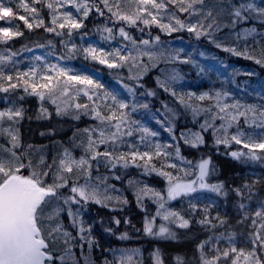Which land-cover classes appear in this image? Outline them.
Returning <instances> with one entry per match:
<instances>
[{"label": "snow or ice", "instance_id": "6c2138e0", "mask_svg": "<svg viewBox=\"0 0 264 264\" xmlns=\"http://www.w3.org/2000/svg\"><path fill=\"white\" fill-rule=\"evenodd\" d=\"M44 2L45 0H31V2L20 0L19 4L11 5L7 0H0V21L7 20L10 22L12 19H18L23 21L30 30L44 27L46 31L56 35L71 36L73 30L84 27L83 21L88 18L90 13L95 11L98 15L104 16L106 10L110 14V19L114 18L116 21H123L131 26L137 25L138 22L145 26L155 25L168 34L186 30L199 38L212 35L210 29L219 30L221 25L218 17L226 10L221 2L215 15L212 8L205 12V0H99V4L95 3V0H92L91 3L90 0H47L46 7L52 11V16L50 24L46 25L40 16V9L36 7L37 4ZM67 6L74 8L78 15H74L72 11H60L61 8ZM169 6L174 11L168 14L169 22L164 23L161 12H168ZM228 7L230 11L227 14L231 18L230 26L232 27H235L238 22L251 19H259L264 23V6L241 0L238 5L229 3ZM20 10H23L25 15L19 14ZM175 12L189 13L190 16L196 15L202 18L195 23L185 22L176 16ZM65 29H67V33H64ZM104 31L110 34V38L113 29L106 27ZM255 31L254 27L245 29V38ZM119 34L134 45L136 44L135 39L123 27L119 28ZM22 35L23 32L13 31L11 27H0V43H7ZM154 39L156 42L160 41L159 36ZM140 43L148 46L150 41L142 40ZM216 46L221 47L219 43ZM75 51L76 47L73 45L70 53ZM82 51L86 58L90 57L97 60L109 68L127 66L131 73L134 67H141L142 72L129 77L136 81L139 87H143L138 83L142 75L149 70V65L144 64L143 57H147L148 61L152 62L151 67H156L161 61L169 62L163 52L157 54L151 50L137 49L136 55H133L131 51L123 54L119 49L114 52H104L102 49L98 50L94 47L84 48ZM224 51L243 55L248 59H254L257 64L264 65V46H261L258 51L254 49L251 54L247 49L241 52L233 47H225ZM14 55L15 53L7 56L0 55V62L11 61ZM179 60V55L171 57V62ZM180 62L189 63L190 61L185 59ZM180 79L179 72L174 69L170 74H165L163 79L158 77L157 84L160 89L175 97L179 104L186 109H191L193 116H198L202 112L211 113L210 119H205L200 128L202 131L213 128L215 133H220L215 138L217 145L223 144L227 147H231L233 143L241 145V150L230 153L233 158L247 157L251 160H264V134H261L259 138H254L252 135H246L239 127L240 119L243 118L246 124L264 129V106L243 105L239 101L226 103L224 101L227 99L228 93L216 92L214 96L207 92L199 95L194 92L178 93L173 85ZM13 80L15 83L12 82ZM18 87H22L24 92L29 95L37 96L41 101L47 96L53 104H56L60 97L68 96L73 89L75 90L73 99L83 93L92 107H89V103L67 105L65 102V104L68 107H74L77 113L84 110L83 114L92 115L94 119L99 121V125L84 129V132L88 134L86 145H83V142L81 145H74L77 147L83 145L87 158L81 156L77 159L69 148H65L58 161L53 158L49 163L42 153L34 161L33 155L36 149L32 145L22 148L19 129L14 127L23 119V110L0 111V136L5 137L9 145L8 147L0 145V264H67V261H71V264H79L72 253V246L69 244V239H76V237L71 236L60 218L61 213L65 211L63 206L87 202L107 206V201L121 200L120 197L107 195L109 189L112 191L116 189L114 185H107L106 180L101 181L105 184L103 191H101L99 184L91 185L89 183L92 179L93 165L91 161H99L100 158H103L112 168L117 165L127 168L131 164L142 167L146 174L154 172L167 180L166 193L147 185L138 187L135 193L137 203L141 206L144 198H155L154 202L158 204L155 215L151 219H146L145 222L144 230L149 235L176 239V233L164 224L159 225L158 230L154 231L157 229V217L176 225L178 228L187 229L191 227V216L185 218L180 212L168 209L166 207L168 202L180 197H190L202 190L224 196L228 195V190H226L223 182L209 183L207 180L212 163L210 158L202 160L196 166L198 171L193 173L187 169L179 168L176 163L165 165L163 161H167L173 155L166 150L170 145L157 143L150 146L151 151H140L135 144H132L130 145L132 150L116 152V143L122 142L123 137H132L134 135L133 126L138 122L132 120L130 112L126 111L129 109L127 102L117 100L115 96L109 93L97 94L94 90L101 88L102 85L90 77L69 74V70L58 65H47L46 73L43 75H38V69L35 68L28 72L17 73L15 77L5 75L0 71V92L7 93ZM125 87L129 93L135 95V87L129 85H125ZM147 94L156 95L154 91H149ZM193 99L196 101L214 100V108H202L198 104L189 103ZM108 100L111 103H108ZM136 107L135 104H132L131 111L135 112ZM142 107L147 108L148 105L144 104ZM41 111L48 115L46 109L42 108ZM56 111L57 114L66 113L67 107L61 108L57 105ZM169 111L172 110L169 109ZM172 116L175 118L174 112H172ZM73 118L78 120L80 115L77 114ZM217 119L223 121L219 127H215L213 123ZM5 120L9 122L8 127H3ZM233 125L237 126L236 132L229 135V129ZM167 130L172 133L173 126L169 125ZM135 131L143 134L141 140H144L146 136L155 137L158 135L157 132L142 126L136 128ZM181 138L185 144L192 147H198L204 143L201 132L181 133ZM108 144L112 145V150L99 151L100 145ZM18 149L21 150L18 152ZM243 149H247V151L245 152ZM175 157L183 159L180 156L178 146L175 148ZM161 158L163 161L157 167L153 161ZM137 161L143 163L138 164ZM165 167L175 169L178 173L182 172L183 175H174L173 172L166 171ZM24 170H27V174ZM212 171L214 172V168ZM81 177L85 180L82 185L79 184ZM115 178L120 179L119 176ZM70 180L72 183L69 190L72 195L66 196L61 190L69 188ZM129 183L131 184L132 181ZM258 183V181H252L243 184L241 187L230 189L240 198L237 206L241 210V218L237 222L243 224L250 220L252 231L247 236L251 248L248 250L237 248L235 246V233L225 235L222 232L216 238L215 243L210 237L197 245L200 253L199 264H221V261H225L227 264H241V260L243 264H264V202H261L259 208L254 211H250L248 205L243 202L245 199L252 200L254 189ZM122 202L127 204V199H123ZM190 209L195 212L197 205L190 203ZM68 215L72 217L73 225L78 227L79 239L86 241L91 248L94 242L85 235V233L91 232V226L85 225L83 220L79 218L78 212H72L69 209ZM115 223L119 225L120 220L116 219ZM197 223L208 229H217L225 227L228 220L222 218L218 213L216 216H211L210 209L206 206L202 209V216L197 220ZM220 240H226L229 247L222 249L219 246ZM58 243L65 245L62 251H58ZM79 247L83 248V244H80ZM206 248L208 251L205 250ZM209 252L212 253L211 256H209ZM85 264H90L87 257H85ZM120 264H140V262H134L133 255H128L126 261L121 259ZM153 264H164V260L158 251L153 255ZM176 264H184V260L177 256Z\"/></svg>", "mask_w": 264, "mask_h": 264}, {"label": "trees", "instance_id": "16d2710c", "mask_svg": "<svg viewBox=\"0 0 264 264\" xmlns=\"http://www.w3.org/2000/svg\"><path fill=\"white\" fill-rule=\"evenodd\" d=\"M254 1L259 5L260 0ZM46 2L47 0L44 3L37 4L36 7L40 9V16L44 19L45 24L49 25L52 11L46 7ZM91 2L92 0H90ZM221 2L226 10L218 17L221 25L219 30L210 29L214 31L212 39H209V36L194 37L192 33L186 30L168 34L155 25L145 26L140 22L135 26H131L126 24V22L116 21L114 18L110 19V14L106 10L104 16L98 15L95 11L90 13L88 18L83 21L84 27L79 30H73L71 36L66 34L56 35L46 31L44 27L30 30L23 21L18 19H12L10 22L7 20L0 21V27L3 24H10L15 31L23 32L22 36L16 37L7 43H0V55L7 56L15 53L11 61L0 62V71L5 75H13L15 77L17 73H22L23 68L26 66H31V64L39 65L43 58H48L51 65H58L61 68L73 66L93 70L91 79L102 85L101 88L94 91L97 94L109 93L116 98L119 95L125 96L129 104V109L126 111L130 112L132 120L138 122V124L133 126L134 135L132 137H123L122 142L118 141L116 143V152H124L125 149H131L130 145L132 144L142 147L155 145L157 136H146L144 140H141L143 134L135 131L138 127H146L151 131L160 132V137L170 142L169 149L173 155L167 161H163V158L160 160L154 159L153 163H156L157 167L160 166L162 161L167 165L169 161L174 160L179 168L196 173L198 171L196 166L202 160L210 158L212 163L210 165V175L207 178L208 182H223L226 190H228L227 196L202 190L190 197H180L175 200L172 203L175 211L180 212L185 218L191 216L192 219L191 227L187 229L172 225L171 231L176 233V239L143 233V225L138 220L136 223L126 222L127 219H130L129 216L131 214H135L133 217L135 218L138 210L146 211L137 209L134 206L135 202L132 200L125 206L126 208L116 211L100 209L97 206L98 204L93 203L90 217L91 222L98 228L93 229L90 232L91 234L85 233L94 242L91 248H89L86 241L79 239L78 230L73 225L72 219L66 215L69 206L64 205L65 211L61 213L60 218L66 230L71 233V236L76 237V239H69V244L72 246V253L76 260L79 261V264H85V257L89 259L90 264H120L121 259L126 261L128 255H133L134 262L153 264V255L157 251L163 258L164 264H176L177 256L184 260V264H199L200 253L197 245L210 237L215 243L216 238L222 232L225 235L235 233V246L237 248H244L245 250L251 248L247 236L252 231L250 220L245 221L243 224L237 222L241 218V210L237 206L240 198L230 189L241 187L245 183L258 181L259 183L254 189L252 200L248 201L245 199L243 201L248 205L250 211L258 209L260 203L264 202V160H251L247 157L233 158L230 153L241 150V145H236L235 143L231 147L223 144L217 145L215 138L220 133H215L213 128H209L207 131H202L200 128L205 119H210L211 113L202 112L198 116H193L191 109H186L179 104L175 97L160 89L157 84L158 77L163 79L165 74H170L175 69L181 76V79L173 85L178 93H184L189 88L198 90L207 88L210 89V95L213 96L216 92L228 93V97L224 101L226 103L239 101L243 105L262 106L264 103V65L257 64L254 59H248L243 55H235L224 51V48L233 47L241 52L247 49L250 54L254 49L258 51L261 46H264V23L259 19H251L238 22L235 27H232L230 26L231 18L227 14L230 11L228 5L229 3L238 5L241 0H205L206 7L214 6L215 8ZM245 2H253V0H245ZM11 3L13 5L18 4L15 1ZM95 3L99 4V0H95ZM177 13L182 14L180 12ZM19 14L25 15L23 10H20ZM205 23H208V21H205ZM121 26L135 39V45L128 40L132 48L136 49L143 46L140 43L142 40H149V45L158 44L160 48L167 49L164 56L169 62L161 61L156 67H151L152 62H146V65H149L148 73L143 74L138 82L143 87H139L136 81L129 78L133 74L127 71L125 67L109 68L106 64H101L97 60H93L90 57L86 58L82 51V49L88 47L97 49L95 46L99 42L109 52H114L115 46L122 44L120 39L122 37H118L117 34L118 28ZM106 27L113 29L110 38V34L104 31ZM253 27L256 31L245 38L244 30ZM64 33H67V29L64 30ZM156 36L160 37L159 42L155 41L154 38ZM178 37L194 40L197 46L219 54L223 58L222 65L199 57L193 58L194 56H190L189 63L180 62L185 60V58L171 62V57L173 56L171 50L174 47L172 48L170 44L172 39ZM217 43L221 47H217ZM73 45H75L76 51L70 53ZM38 57L39 59H37ZM12 82L15 83V80ZM125 85L135 87V95L129 93ZM149 91H154L156 95H148ZM74 92L75 90L73 89L68 96L60 97L57 99L56 104H53L47 96L41 101L37 96L25 93L22 87L10 90L7 93L0 92V111L8 109L23 110V119L14 127L19 129L22 148L32 145L36 149L33 155L34 161L41 153L49 163H51L53 158L58 161L65 148H69L77 159L81 156L87 158L83 145L87 143L88 134L84 132V129L97 127L99 121L94 119L92 115L83 114L84 110H80L77 113L74 107L67 106L75 103H89V107H92L87 99H83L85 97L83 93L73 99ZM21 97L23 98L21 99ZM65 102H67V105ZM107 102L111 103L110 100ZM189 103L198 104L202 108H214L215 101H196L193 99ZM132 104L137 106L135 112L131 111ZM144 104H147L148 107H142ZM57 105L61 108L67 107V112L57 114ZM42 108L47 110L48 115L41 111ZM169 109L172 111L170 112ZM172 112L175 113V118H173ZM77 114L80 115L78 120L73 118ZM213 123L215 127H219L223 121L217 119ZM169 125L173 126L172 133L167 130ZM8 126L9 122L5 120L3 127ZM239 127L246 135H252L253 137L264 132L262 128L246 124L243 118L240 119ZM236 128L237 126L233 125L229 129V135L234 134ZM190 132H201L204 137V143L198 147L185 144L181 138V133L188 134ZM81 142H83L82 146H74L81 145ZM0 145L9 146L3 136H0ZM177 146L183 159L175 157V148ZM105 149L112 150V145L99 146V151L103 152ZM20 150L18 149L17 151L19 152ZM243 151L246 152L247 149H243ZM91 163L93 165L92 174L96 176L98 182L101 183L102 180H106L107 185H114L115 189L122 190V193H130V186L136 183L141 187L147 185L154 189L163 188L167 185V180L164 177L154 172L146 174L142 167L130 164L127 168L122 165L112 168L103 158H100L99 161H91ZM137 163L142 164L143 162L137 161ZM213 168L214 172L212 171ZM165 170L173 172L172 169L167 167H165ZM24 171L27 174V170ZM174 172L178 173L176 170ZM178 175H183V173L179 172ZM117 176L120 179H116L115 177ZM82 179L84 178L81 177L79 180ZM129 181H132V183L130 184ZM71 183L72 181L70 180L69 188L61 190L66 196L70 194ZM101 186L104 188L105 184L101 183ZM108 192L113 194L115 191L109 189ZM190 203L197 205L195 212L190 209ZM82 206H85V203ZM169 206L172 207L171 204ZM206 206L209 207L211 216H216L218 213L222 218H227L228 224L223 228L217 229H208L199 225L197 220L201 218L202 209ZM107 214L118 216L122 220L118 226V231L123 235L122 238L116 232H112L115 230L114 221ZM109 229L112 230H110L112 233L107 237L103 232L104 230L109 232ZM80 244H83V248L79 247ZM219 246L223 249L229 247V244L226 240H220ZM64 247L63 243H58V251H62ZM127 248L133 250L132 253ZM205 250L208 251L207 248ZM208 254L209 256L212 255L211 252ZM67 264H71V262ZM221 264H227V262L221 261ZM241 264H243L242 260Z\"/></svg>", "mask_w": 264, "mask_h": 264}, {"label": "rangeland", "instance_id": "374dc122", "mask_svg": "<svg viewBox=\"0 0 264 264\" xmlns=\"http://www.w3.org/2000/svg\"><path fill=\"white\" fill-rule=\"evenodd\" d=\"M12 1H15L18 4L20 2V0H7L8 3L13 5L11 3ZM29 2H30V0H29ZM252 3L256 4V1L253 0ZM219 6H220V4H217L215 8H214V6H212V7H206L205 6L204 11L206 12L209 8H212L213 9V14L215 15L216 11L219 10ZM258 6H264V0H260ZM122 7H123V5H122ZM197 7H200V6H197ZM60 11L61 12H63V11H72L74 15H78L76 13V10L74 8H72L71 6H67V7L61 8ZM173 11H174V9H172L171 6H169L168 12H163V11L161 12V15L163 17V22L164 23H168L169 22L168 21V14L172 13ZM175 15L178 16L181 20H184L185 22H192V23H195L198 19L202 18V17H198L196 15H191L190 16L189 13L178 14L177 12H175ZM1 27H11L13 29V31H15L14 27L12 25H10V24H3ZM121 27H119V28H121ZM119 28H118L117 34H118V37H121L120 34H119ZM209 31L212 33V35H209V39H212L214 37V31H212V30H209ZM193 36L196 37L195 34H193ZM120 39H121L122 44H117L115 46V50L119 49L123 54H126L128 51H131L133 55H136L137 49L144 50V51L151 50L153 52H156L157 54L163 52L164 55L167 52L166 48H160L159 47L160 45H158V44H153V45H148V46L143 45V46H140V47L134 49V48H132L130 46V44L128 43V40L124 39L123 37L120 38ZM170 46L172 48L174 47L171 50V53H172L173 56L179 55L180 58H185L187 60H190V58H191L190 56H192V57L194 56L193 58L199 57V58H202V59H205V60H209L210 62H213L215 64H221L222 65V63H223L222 56H220L219 54H216L213 51L207 50L206 48L197 46V44H196V42L194 40H189V39H186L185 37H178V38L172 39ZM95 47H97L98 50L102 49L104 52H109V50H107L102 43L98 42ZM147 61H148L147 57H143L144 64H146ZM47 65H51L50 60L48 58H43L40 61L39 65L31 64V66H26L25 68H23L22 71L23 72H28L30 69L35 68V69H38V75H43V74L46 73V66ZM64 68L69 70V74H79V75H82V76H88L90 78L93 77V70L91 71V70H88V69H82V68L73 67V66L64 67ZM125 68L128 71V67L125 66ZM140 72H142V68L141 67H134L132 69L131 73L133 75H136L137 73H140ZM146 73H148V71ZM49 74H54V73H49ZM96 77H97V74H96ZM188 92H194L197 95L205 93V92L211 94L210 89H207V88H201L200 90H198L196 88H189L184 93H188ZM83 99L84 100L87 99L86 96ZM117 100H123V101L127 102V98L125 96H123V95H119ZM262 106H264V103L262 104ZM157 133H158V135H157V139H156L155 144L159 143L161 145H170L169 141H165V140H163L160 137V135H161L160 132H157ZM262 134H264V132ZM260 135L261 134L255 135L254 138H259ZM136 147L140 151H151L152 150L151 147H142V146H139V145H136ZM130 150H132V149H125L124 152H128ZM166 150L168 152H170L169 147ZM168 163H176V162L174 160H171ZM172 170H173L174 175H178V173L174 172L175 169H172ZM117 174H118V172H117ZM84 183H85L84 179L79 180V184L82 185ZM89 183L91 185L99 184L101 191H103V189H104V188H102L101 183L96 180V176H94V174H92V179L89 181ZM138 187H141V186L137 185V183L135 185L130 186V193L129 192L128 193H126V192L122 193V190H120V189H116L115 192H113V194L111 192L110 193L107 192V195H111L113 197H120L121 200L118 201L116 199H113V200H110V201L106 202L107 206H104L103 204L97 205V206L100 209H103V210H106V211H116V210H119V209L126 208L125 206H127L128 203L130 202V200H132L133 202H135L134 206L137 207V209H144L146 211L138 210V212L136 213L135 218H133L135 214H131L129 216L130 219H127L126 222L136 223L137 220H138L141 223V225H143L142 226V232L146 233L145 230H144L146 219H151L155 215L156 211L158 210V204L156 202H154L155 198H144L143 201H142V206L140 204H138L137 203V199H136V195H135ZM166 188H167V185L165 187H163V188H157L155 190L160 191L162 193H166ZM69 195H72V193L70 192V194H68L67 196H69ZM123 199H127V204H124L122 202ZM174 202H175V200L168 202L166 207L168 209H171V210L175 211V207L172 205V203H174ZM93 203L94 202H87V203H85V206H82L83 203H81L79 205L70 204V205H68L69 208L67 209V214L66 215L68 217H70L68 215V210L69 209L72 212H77V210H79L78 214H79L80 219L83 220V222L85 223L86 226L90 225L91 226V231H92L93 229L98 228V227H95V224L93 222H91L90 214L92 212L91 208H92V204ZM170 204H171L172 207L169 206ZM82 211H83V213H82ZM144 212H146V213H144ZM107 215L114 221L115 230L114 231L111 230V231L113 233L116 232V234L122 238V236H123L122 233H120L118 231V226L120 224L117 225L115 223L116 219H119L120 223L122 222V220L118 216L111 215V214H107ZM70 219H72V217H70ZM161 224H164L165 226L169 227L170 230L172 229V225L173 224H171L168 221H163L161 218L157 217L156 218L157 229H154V231L158 230V226L161 225ZM75 227H76V230H78V227L77 226H75ZM111 231L108 232V231L104 230L103 234H105L107 237H109V234L112 233ZM87 234H91V233H87ZM128 250L130 251V253H132V251H133L131 249H128ZM70 262L67 261V263H70Z\"/></svg>", "mask_w": 264, "mask_h": 264}]
</instances>
